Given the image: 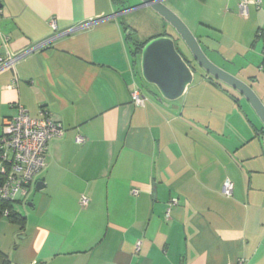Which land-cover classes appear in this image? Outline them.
Wrapping results in <instances>:
<instances>
[{"label":"crops","instance_id":"obj_1","mask_svg":"<svg viewBox=\"0 0 264 264\" xmlns=\"http://www.w3.org/2000/svg\"><path fill=\"white\" fill-rule=\"evenodd\" d=\"M241 1L226 0L222 21L211 12L196 35L214 59L239 73L235 61L262 58L256 68L264 74V0L249 5L238 37L227 32ZM0 4V59L51 39L0 71V136L19 107L33 118L47 112L65 130L50 142L47 165L29 192L37 193L14 204L25 226L0 221V264H264L262 124L238 92L203 78L201 94L192 97L189 87L175 103L144 93L125 33L129 27L138 34V25L122 19L131 12L116 15L113 0ZM149 10L158 28L153 38L172 33ZM176 11L190 26L185 5ZM212 33L220 37L216 51L208 43ZM219 61L264 103L260 76L241 78ZM136 89L144 106L133 102ZM226 91L233 99L219 100ZM226 179L234 183L231 198L222 194ZM174 198L179 205L167 218Z\"/></svg>","mask_w":264,"mask_h":264},{"label":"water","instance_id":"obj_2","mask_svg":"<svg viewBox=\"0 0 264 264\" xmlns=\"http://www.w3.org/2000/svg\"><path fill=\"white\" fill-rule=\"evenodd\" d=\"M166 1L168 0H138L136 5L115 13L125 15L149 8L172 31L150 39L141 48L138 81L153 86L159 101L163 103L181 100L197 75L206 78L221 91L223 86L235 90L249 103L262 124L257 136L264 155L263 101L249 83L232 75L207 55L200 40L181 17L165 4ZM180 47L189 52V58L182 54ZM35 188L38 192L43 191L44 183L37 182ZM28 206L33 207V204L29 203Z\"/></svg>","mask_w":264,"mask_h":264},{"label":"built area","instance_id":"obj_3","mask_svg":"<svg viewBox=\"0 0 264 264\" xmlns=\"http://www.w3.org/2000/svg\"><path fill=\"white\" fill-rule=\"evenodd\" d=\"M250 4L260 6L261 0H242L240 2L239 14L243 19L249 17ZM54 28H56L55 25ZM3 41L7 43L8 39L4 38ZM50 42L51 39L36 45L29 52L13 55L7 60L0 59V71L14 68L16 63L29 53ZM132 99L134 104L139 107L144 106L147 101L138 89L132 92ZM2 127L3 133L0 136V200L24 199L28 196L37 175L47 165L50 142L53 139L62 138L65 130L60 123L53 120L49 113L41 112L39 118H33L23 107H19L16 117L5 119ZM83 141L82 137L77 138V142ZM134 193L137 194L138 191ZM222 194L227 198L234 195V183L230 179L224 181ZM88 203V198L82 197L81 204L86 206ZM178 205L179 200L172 199L166 214L167 218L170 216V208Z\"/></svg>","mask_w":264,"mask_h":264},{"label":"rangeland","instance_id":"obj_4","mask_svg":"<svg viewBox=\"0 0 264 264\" xmlns=\"http://www.w3.org/2000/svg\"><path fill=\"white\" fill-rule=\"evenodd\" d=\"M225 1L226 0H210V1H208V5L207 6L203 3V0H168V1L165 2V4L170 9H172L174 12H176L177 14H178V12L176 11L177 8H180V7L183 8V5H185L186 10L188 11L187 16L190 18L189 21H191L192 23L191 24L189 23L190 24V26H189L184 21V19L182 17H181V19L188 25V27L191 29V31L193 33H195V36L197 37L196 34H197L198 31H200V28H199L200 23L208 22V19H210L209 14L211 12H212L213 15H215L214 16L215 19L219 20V23L222 21V17L219 15L220 14V6L223 5V3ZM218 5H219V8H218ZM238 16H239V20H237V21L235 20L234 23H231L230 25L229 24L227 25L228 26L227 27V32L232 30L231 37H235V38L239 36L238 32H242V30H243L242 28L246 26L245 19L240 17L239 12H238ZM154 17H156L155 14H154ZM122 19H124L125 23L128 24V25H131L132 23H136L138 25V28H137L138 34L134 33L135 36H136L135 39H137V40H140V41L149 40L150 38H153V36H155L157 34V32H158L157 26L151 20L152 16H151V12H150L149 9L144 8V9H140V10L131 12V13L125 15L124 17H122ZM160 31L162 32V30H160ZM212 35L215 36L217 41L214 40L215 39L214 38V39H212V41H210L208 43H209L210 46H212V49L214 51H216L215 49H216V47H218V45H216V43L219 42L218 39H220V37H218V36L216 37L215 33H212ZM180 49H181L182 54L185 57H187V58L190 57L189 52L184 47H180ZM204 50L206 51L207 49L205 48ZM219 50L222 51L220 49V47H219ZM220 51H219V54L221 53ZM206 53L213 61H215V62L219 61L216 58L214 59L215 56H214L213 53H209L208 50L206 51ZM249 58H250V56H249ZM261 62H262V58H260L258 60H254V59H249L248 60V58L247 59L245 58V59H242V60H237V61H235L236 69L239 68V67L243 68L240 71L241 73H239V71L231 68V66H229L226 63H224L223 60L219 61V63L225 64L226 68H228L229 70H231L233 72L236 71L239 74V76H241V78L245 79V78L250 77L251 75L252 76H256L257 75V76H260L262 78V80H264V74L257 73V68H256L257 66H260ZM202 80H204V79L197 75L196 78H195L194 83L190 86V87L193 86V88L191 90L192 97H193V93H196V95L198 96L199 93L200 94L202 93L203 88L207 87V86L197 87ZM253 80H255V79H253ZM205 81H206L205 83H207V85H211L208 82V80H205ZM205 83L203 82L202 84L206 85ZM139 86L144 91V93H146L147 95H149L151 97H152L151 93L152 92L153 93L156 92V90L153 88V86L145 84L144 82L143 83L139 82ZM225 87H227V86H225ZM229 89H231V88H228V92H229ZM233 91H235V90H233ZM228 92L227 91L224 92L225 94L222 93V92H219L220 97H221V98H219V100H221L222 97H225L224 99H227L226 96L232 100L233 99L232 95H230L231 93L229 92L230 93L229 94ZM197 96H194V98L197 97ZM204 96L206 97V93H204ZM207 96H209V95H207ZM201 115L204 116L203 114H201ZM209 115H211V114L209 113ZM209 115L206 114V116H209ZM33 193L36 194L37 192L32 190V193L29 194L30 197H32ZM17 206H18V209L20 207L22 210L24 209V211L25 210L28 211V208L25 205H20L19 206V204H17Z\"/></svg>","mask_w":264,"mask_h":264},{"label":"trees","instance_id":"obj_5","mask_svg":"<svg viewBox=\"0 0 264 264\" xmlns=\"http://www.w3.org/2000/svg\"><path fill=\"white\" fill-rule=\"evenodd\" d=\"M113 2L118 7L117 11L119 12L131 7L129 0H113ZM125 33H126L127 40L129 42V48H130V52L133 57L134 65L138 69V74H140L139 65H140L141 48L149 40L142 42V43L133 41V35L135 32L129 27H125ZM18 200H21V199H18ZM18 200H15V201L0 200V221L3 218H7V220H9L11 223L17 224L21 228H23L25 226V218L14 210V204ZM0 255H1V251H0ZM3 264H10V262L8 259H5Z\"/></svg>","mask_w":264,"mask_h":264},{"label":"flooded vegetation","instance_id":"obj_6","mask_svg":"<svg viewBox=\"0 0 264 264\" xmlns=\"http://www.w3.org/2000/svg\"><path fill=\"white\" fill-rule=\"evenodd\" d=\"M131 6L136 5L138 3V0H129Z\"/></svg>","mask_w":264,"mask_h":264}]
</instances>
